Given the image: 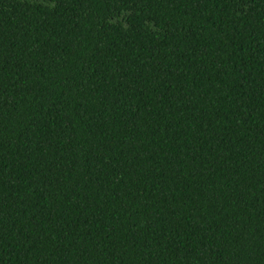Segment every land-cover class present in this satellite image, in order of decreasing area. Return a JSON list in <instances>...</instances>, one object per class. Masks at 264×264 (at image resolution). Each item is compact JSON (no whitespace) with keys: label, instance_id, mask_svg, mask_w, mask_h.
I'll return each instance as SVG.
<instances>
[{"label":"trees","instance_id":"obj_1","mask_svg":"<svg viewBox=\"0 0 264 264\" xmlns=\"http://www.w3.org/2000/svg\"><path fill=\"white\" fill-rule=\"evenodd\" d=\"M0 264H264V0H0Z\"/></svg>","mask_w":264,"mask_h":264}]
</instances>
